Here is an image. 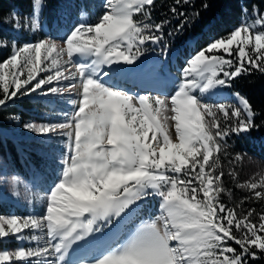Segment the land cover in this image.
<instances>
[{"label": "snow or ice", "instance_id": "obj_1", "mask_svg": "<svg viewBox=\"0 0 264 264\" xmlns=\"http://www.w3.org/2000/svg\"><path fill=\"white\" fill-rule=\"evenodd\" d=\"M43 4L33 0V30L40 27ZM154 7V0H103L94 23H77L59 40L14 42L0 62L2 107L31 94L63 99L75 91L78 97L69 96L73 110L65 122L25 125L44 135L59 130L67 141L38 211L0 215V244L11 238L35 243L0 252V264H249L257 259L255 249L264 254V214L226 207L219 198L224 173L217 174L229 137L258 127L255 112L239 93L238 105L211 102L236 78L253 70L264 74V15L256 10L254 22L196 51L171 95H136L116 85L114 76L131 71L126 66L135 67L149 44H161V54L167 53L163 24L151 22ZM40 72L48 75L37 78ZM238 187L264 201V175ZM150 198H158L159 214L136 225L134 211ZM126 222L132 225L126 234L91 260L72 261L76 248Z\"/></svg>", "mask_w": 264, "mask_h": 264}, {"label": "trees", "instance_id": "obj_2", "mask_svg": "<svg viewBox=\"0 0 264 264\" xmlns=\"http://www.w3.org/2000/svg\"><path fill=\"white\" fill-rule=\"evenodd\" d=\"M154 2L151 22L164 26L162 43L168 45L164 58L169 62L168 69L171 73H177L179 68L182 69L185 61L202 46L213 39L228 35L234 28L240 26L243 20L258 17L256 10H259L261 15L264 13V0H190L187 4L183 0ZM94 6H96L94 0H44L40 22L52 32L58 25L73 27L77 24L78 13L83 10L88 12ZM173 8L177 10L176 14L171 11ZM32 12L33 0H0V62L9 58L12 43L18 42L22 46L46 36L40 30L30 32ZM179 13L185 15L180 16ZM185 20L187 22L183 28L176 31ZM17 23L20 24V28L15 27ZM158 47L161 52L162 45L158 44ZM172 57L177 67H173ZM227 90L231 94L239 93L250 102L258 127L239 137L233 134L228 139L227 149L219 153L217 174L221 171L224 173L222 177L224 190L219 198L226 207L234 208L240 215L246 214L250 208H254L256 213L264 214V201L252 198V193L246 188L238 187L253 179L258 180L264 175V172L259 171L264 168V74L253 70L251 74L236 78ZM35 106H38L35 101L25 98H16L6 107L0 106V128L8 126V118L15 116L23 122L35 120L38 118L32 111ZM0 153L11 172L24 176L28 174L25 167L30 166L29 160L33 157L27 156L23 150L17 151V146L9 143L1 131ZM237 154L243 158L235 159ZM253 166L260 168L253 170ZM229 172L235 173V180ZM241 201H244L243 207L237 208ZM13 211V207H0V215ZM252 219L258 222V215L254 214ZM232 246L239 249L237 245ZM255 251L257 259L249 258V264H264V254L260 253L259 249Z\"/></svg>", "mask_w": 264, "mask_h": 264}, {"label": "rangeland", "instance_id": "obj_3", "mask_svg": "<svg viewBox=\"0 0 264 264\" xmlns=\"http://www.w3.org/2000/svg\"><path fill=\"white\" fill-rule=\"evenodd\" d=\"M94 1L96 6L89 9L88 12L83 10L78 13L79 15L77 23H94L96 21L98 15L102 11L101 5L103 0ZM262 15H264V13ZM257 18L258 17L254 19H245L242 21V23H252ZM39 25L40 27L38 29L33 30L31 28L30 22V32L33 33L37 30H40L41 32L45 33L46 36H52L58 40L59 38L64 37L65 34L68 33L72 28L71 26L67 25H58L56 27L54 26L55 29L54 32H52L47 29L46 25H42L40 23ZM147 47L149 50L145 52V54L140 58L135 67L126 66L132 69L131 71L117 73L120 75H115V77L120 78L119 76H122L123 78H127L128 76L130 79H136L132 80L134 82H144L146 86L151 83L153 87L155 86L154 89L144 87L142 90L140 89L139 92H135L136 95L155 96L161 93L171 95L175 91L181 69L179 68L177 73H170L168 70L169 62L164 59L165 54H160L161 52H159L160 50L158 45L149 44ZM74 59L78 58L74 57ZM172 60L175 59L172 57L171 61ZM172 64L173 67H177V64L174 63V61H172ZM46 75H48L47 72H40L38 73L37 78ZM26 76L27 71H25L24 75L21 76V79H25ZM33 83H35V81H33ZM123 86H125V84H123ZM0 94H2V88H0ZM70 95L71 98L78 99L75 91H73L71 94L65 93L63 99L60 96L48 95L45 97L39 96L37 94L19 97L18 99L25 98L30 101H35L38 104V106L32 108L33 114L38 118L23 122L17 116L11 117L8 118V126L5 128H0L1 133L7 137L8 142L12 144L14 143V145L17 146V151L23 150L27 156L33 157L29 160L30 166L25 167L28 174L24 176L11 172L4 156L0 153V207L6 208L8 206L13 207L14 209L12 213L4 214L3 216L22 217L35 214L40 207L41 197L46 195L45 190L58 175L60 170L59 160L65 151L67 137L59 132V130L58 133H49L47 135L30 132L25 127V125L28 123L39 125L65 122L66 114L73 110V106L68 102ZM211 102H222L238 105V100L235 95L231 94L227 89H223L215 96L211 97ZM172 123L173 122L169 121L170 125ZM171 131L174 133V128H171ZM258 168H260V166L252 167L253 170ZM259 171L264 172V168L260 169ZM14 178L18 181L15 189L12 187V180ZM158 214V198H150L146 202L141 203L140 207L134 211V223L138 225L141 221L155 219ZM130 227H132V225L126 222L124 226L114 230L112 233L106 232L105 235H103L99 240H94L87 246L76 249H83L86 252H89V256L83 259V261H89L96 254H98L99 251L102 250V246L106 245L107 243H111L112 240L118 239V237L122 236V234H126V228ZM30 246H35V243L33 242L29 244L27 242H18L15 238H11L10 240H5L4 243L0 244V252H11L17 250L20 247L27 248ZM76 252L75 254H77Z\"/></svg>", "mask_w": 264, "mask_h": 264}, {"label": "bare ground", "instance_id": "obj_4", "mask_svg": "<svg viewBox=\"0 0 264 264\" xmlns=\"http://www.w3.org/2000/svg\"><path fill=\"white\" fill-rule=\"evenodd\" d=\"M123 74H125V73H123ZM116 75H120V74H116ZM119 77L120 78H116L114 76L113 82L123 90H126L128 92L134 91V92H131L134 94H135V92H139L140 89L142 90V88H144V87H149L150 89H154V87H155V86L153 87V85H151V83H149L148 86H146V84L144 82L143 83L134 82L132 80H136V79H130L128 76H127V78H123L122 76H119ZM123 84H125V86H123ZM142 84H144V85H142ZM105 246L106 245L102 246V250L105 248ZM75 252L77 254H75ZM88 254H89V252H86L83 249H76L75 251L72 252L71 259L73 262H79L82 259H85L86 257H88L89 256Z\"/></svg>", "mask_w": 264, "mask_h": 264}]
</instances>
